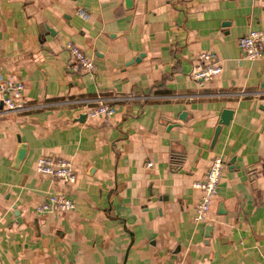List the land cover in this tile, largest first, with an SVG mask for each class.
Masks as SVG:
<instances>
[{"label": "crops", "instance_id": "crops-1", "mask_svg": "<svg viewBox=\"0 0 264 264\" xmlns=\"http://www.w3.org/2000/svg\"><path fill=\"white\" fill-rule=\"evenodd\" d=\"M127 3L0 0V77L20 79L29 105L0 103V264H264V54L238 45L264 28V0ZM68 40L92 73L70 70ZM202 51L222 70L199 83ZM98 96L115 113L78 119ZM214 154L225 167L194 222ZM42 155L71 159L75 180L38 172ZM49 193L75 209L36 211Z\"/></svg>", "mask_w": 264, "mask_h": 264}, {"label": "built area", "instance_id": "built-area-1", "mask_svg": "<svg viewBox=\"0 0 264 264\" xmlns=\"http://www.w3.org/2000/svg\"><path fill=\"white\" fill-rule=\"evenodd\" d=\"M98 2L114 0H96ZM77 13L87 18L88 13L81 8ZM69 49V65L71 71L76 73H92L95 69L91 57L83 50L72 43L66 41ZM238 45L243 57L247 59L260 58L264 54V28H249L238 39ZM199 63L192 70V77L199 83H204L212 79L222 70L221 63L212 51H202L198 54ZM127 98H131L128 96ZM0 103L9 111H21L29 108L27 99L24 96V83L13 76L0 77ZM88 117L110 116L115 113V107L110 104L106 97L98 96L94 106L85 107ZM225 162L220 154H214L209 160L207 169L201 179L194 181V186L201 190V195L194 206L193 221L200 222L206 220V216L212 205L213 197L216 195ZM35 168L42 174L49 175L61 181H73L76 178L72 160L66 157L55 155H42L35 161ZM75 209V202L64 193H49L45 200L35 206V210L41 213L58 211L64 212ZM169 264H185L180 259H173Z\"/></svg>", "mask_w": 264, "mask_h": 264}, {"label": "water", "instance_id": "water-1", "mask_svg": "<svg viewBox=\"0 0 264 264\" xmlns=\"http://www.w3.org/2000/svg\"><path fill=\"white\" fill-rule=\"evenodd\" d=\"M126 1H128V3L127 4H131L130 2H131V0H126ZM142 54H139V56H141ZM139 56H137V57H135L134 58V60H138L139 59ZM132 61V60H131ZM130 61V62H131ZM85 115H86V112H84V113H82L81 114V116L80 117H78V119L80 118V119H82V118H84L85 117ZM184 115H185V111H182L181 113H180V118L182 119V118H184ZM231 115H232V109H228V108H225V109H223L222 111H221V113H220V116H219V119H218V125L216 126V128H215V131H214V137H213V140H214V138L216 137V135H217V133H218V130H219V128H220V125L221 124H228V122H229V120H230V118H231ZM212 140V141H213ZM24 152H25V148H24V145H21L19 148H18V150H17V154H16V158H15V160L16 161H19L20 159H22V157H23V155H24ZM15 213H16V211H15ZM210 228V226H208L207 227V229H209ZM208 235V234H207Z\"/></svg>", "mask_w": 264, "mask_h": 264}]
</instances>
